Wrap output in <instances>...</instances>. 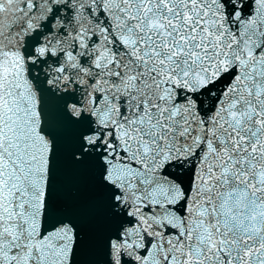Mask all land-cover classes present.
I'll use <instances>...</instances> for the list:
<instances>
[{"label":"snow or ice","instance_id":"6c2138e0","mask_svg":"<svg viewBox=\"0 0 264 264\" xmlns=\"http://www.w3.org/2000/svg\"><path fill=\"white\" fill-rule=\"evenodd\" d=\"M98 213L107 264H264V0H0V264H81Z\"/></svg>","mask_w":264,"mask_h":264},{"label":"water","instance_id":"95a60500","mask_svg":"<svg viewBox=\"0 0 264 264\" xmlns=\"http://www.w3.org/2000/svg\"><path fill=\"white\" fill-rule=\"evenodd\" d=\"M37 89L43 101L44 131L52 136L56 143V154L53 157V183L61 190L58 206L70 201L71 194L79 186L90 183V173L78 170L72 166L71 153L74 150L79 129L70 122L64 106L69 97L63 99L48 89L43 80L37 81ZM107 227V220L103 213L89 217L84 228L89 233L90 244L81 253V264H107L102 237Z\"/></svg>","mask_w":264,"mask_h":264}]
</instances>
